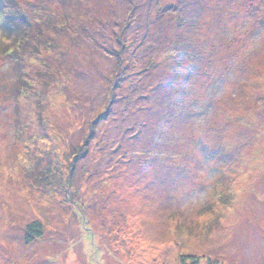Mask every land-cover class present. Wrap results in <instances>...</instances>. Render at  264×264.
<instances>
[{"label":"rangeland","instance_id":"obj_1","mask_svg":"<svg viewBox=\"0 0 264 264\" xmlns=\"http://www.w3.org/2000/svg\"><path fill=\"white\" fill-rule=\"evenodd\" d=\"M0 264H264V0H0Z\"/></svg>","mask_w":264,"mask_h":264},{"label":"trees","instance_id":"obj_2","mask_svg":"<svg viewBox=\"0 0 264 264\" xmlns=\"http://www.w3.org/2000/svg\"><path fill=\"white\" fill-rule=\"evenodd\" d=\"M37 226L38 225H32V226L29 227V230L32 231V232H37V230H36L37 229L36 228Z\"/></svg>","mask_w":264,"mask_h":264}]
</instances>
